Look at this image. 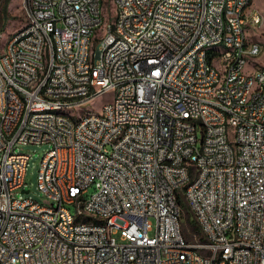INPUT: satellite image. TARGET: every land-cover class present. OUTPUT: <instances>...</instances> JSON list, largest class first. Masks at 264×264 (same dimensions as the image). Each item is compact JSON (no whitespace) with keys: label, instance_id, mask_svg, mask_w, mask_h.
Masks as SVG:
<instances>
[{"label":"built area","instance_id":"1","mask_svg":"<svg viewBox=\"0 0 264 264\" xmlns=\"http://www.w3.org/2000/svg\"><path fill=\"white\" fill-rule=\"evenodd\" d=\"M251 3L119 0L120 26L103 30L99 0H31L28 31L0 56V264H264V59L250 76L243 56L264 16ZM110 91L115 105L74 122ZM45 144L41 202L19 146ZM184 204L203 238L186 235Z\"/></svg>","mask_w":264,"mask_h":264},{"label":"rangeland","instance_id":"2","mask_svg":"<svg viewBox=\"0 0 264 264\" xmlns=\"http://www.w3.org/2000/svg\"><path fill=\"white\" fill-rule=\"evenodd\" d=\"M7 0H0V31L3 32L4 36L0 39V53L6 51L7 43L10 39V34L15 31H21L25 27V14L23 12V0H10L7 3L6 8L4 5ZM250 11H258L264 16V0H252L251 6L248 9ZM117 14V7L115 0H102V15L104 17V26L107 23L113 22ZM249 41L257 42L264 47V24L261 28L249 29ZM261 60V56H258L253 61ZM114 97V92L110 91L95 99L91 105V108H87L88 111L92 109L98 110L100 107L111 102ZM50 149V146L45 145H20L19 150L21 152L30 154L32 159L30 161L29 169L26 175L27 188L31 190V195L38 201L47 202L46 197L37 189V174L42 158ZM183 227L186 235L189 238H193L194 235H203L201 231H197V224L191 221L192 213L190 208L183 205ZM195 223V224H194ZM199 228V227H198ZM153 235V233H151Z\"/></svg>","mask_w":264,"mask_h":264},{"label":"bare ground","instance_id":"3","mask_svg":"<svg viewBox=\"0 0 264 264\" xmlns=\"http://www.w3.org/2000/svg\"><path fill=\"white\" fill-rule=\"evenodd\" d=\"M117 7V14L113 22L107 23L105 26L103 24L104 17L102 15V29L111 30V28H118L120 26V17L121 9L119 8V0H115ZM23 10H31V0H23ZM99 12H102V0H99ZM25 19H27V12H24ZM255 17H262V14L258 11H255ZM21 31H28V23L25 24V27ZM4 34L0 31V39L3 38ZM114 37L122 38V30L114 29ZM87 41H94V34H87ZM11 45V38L9 39L6 49ZM207 49L215 50L218 54H227L232 49V42H217L210 41L207 42ZM5 53V52H4ZM4 53H0V56H4ZM41 56H48V48H41ZM244 64H248V70H250V76H261L263 75V66L256 65L253 61L258 56H261V59H264V47L261 46L260 49L250 50L243 49ZM49 75V68H40V76ZM259 89L258 79H250V84L248 87H245V94H253L256 90ZM117 101V94H114V97L111 102H107L106 105H115ZM85 107L81 111H78L74 115V122L86 121L90 115H95V109L88 111ZM98 112H105V104H103ZM45 115L54 116L60 115L59 106H45ZM224 127H231V118H224ZM227 147L229 151H236V141H235V129H228L227 137ZM76 221L81 222V224L86 225H96L98 224V217L84 216L83 214H76ZM184 249H195V242H184ZM245 250H253V243H245ZM254 264H261V255H254Z\"/></svg>","mask_w":264,"mask_h":264},{"label":"trees","instance_id":"4","mask_svg":"<svg viewBox=\"0 0 264 264\" xmlns=\"http://www.w3.org/2000/svg\"><path fill=\"white\" fill-rule=\"evenodd\" d=\"M9 1H10V0H7V1H6L5 5H4V8H6L7 3H8ZM194 224H195V223H194ZM196 229H197L198 232L200 231V229H199L198 227H197Z\"/></svg>","mask_w":264,"mask_h":264}]
</instances>
